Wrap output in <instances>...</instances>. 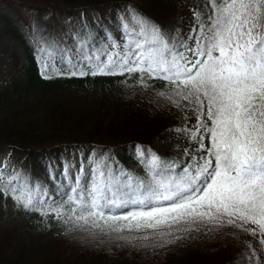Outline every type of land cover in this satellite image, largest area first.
Wrapping results in <instances>:
<instances>
[{"label":"trees","instance_id":"16d2710c","mask_svg":"<svg viewBox=\"0 0 264 264\" xmlns=\"http://www.w3.org/2000/svg\"><path fill=\"white\" fill-rule=\"evenodd\" d=\"M12 1L37 14L61 10L91 13L95 19L76 33L68 29L65 36L61 27L27 28L0 13V152H9L1 169L7 179L16 173L30 187L47 192L45 199L60 201L57 189L65 191L81 168L89 175V162L101 154L115 170L142 180L148 172L137 148L146 150L145 159L151 153L175 164L176 173L201 155L199 144L185 132L196 124L192 106L187 101H181V107L170 103L167 96L172 92L165 81L145 75L141 82L140 74L71 76L60 60V71L49 62L45 79L40 49H64L67 39V48L84 42L87 50L120 40L123 50V25L132 27L133 12L155 25L170 44L191 47L194 40L189 36L198 27L195 14L206 20L209 0ZM116 7L129 10L127 22L116 12L108 13ZM204 144H209L207 137ZM8 196L0 190V264H264L261 237L234 227L200 225L174 232L165 243L151 233L117 234L83 222L77 227L67 216L42 218L41 211L21 206L12 210L1 204ZM146 234L152 238L140 239Z\"/></svg>","mask_w":264,"mask_h":264},{"label":"snow or ice","instance_id":"6c2138e0","mask_svg":"<svg viewBox=\"0 0 264 264\" xmlns=\"http://www.w3.org/2000/svg\"><path fill=\"white\" fill-rule=\"evenodd\" d=\"M209 3L206 20L195 14L198 27L189 36L191 47L170 44L155 25L133 12L132 27L123 25L122 51L115 41L111 51L87 50L81 42L80 62L73 63L59 46L40 49L45 79L49 62L58 58L71 76L140 74L141 82L145 75L165 81L170 103L192 106L196 124L185 132L199 144V157L176 173L175 164L151 153L145 159L146 150L137 148L148 172L142 180L115 170L101 154L89 162V175L81 168L65 191L57 189L60 201L45 199L47 192L30 187L16 173L8 179L0 174V190L26 210L67 216L77 227L151 233L167 243L165 237L176 231L230 226L260 236L264 245V0Z\"/></svg>","mask_w":264,"mask_h":264},{"label":"rangeland","instance_id":"374dc122","mask_svg":"<svg viewBox=\"0 0 264 264\" xmlns=\"http://www.w3.org/2000/svg\"><path fill=\"white\" fill-rule=\"evenodd\" d=\"M6 12L8 14H10L12 17H14L15 19L18 20H23L25 23L27 22V19H29L30 17L33 20V14L31 11H29V9H27L26 7L23 6H19L16 3H12L10 1H6V0H0V13ZM117 13L119 14V17L121 19V21L127 22V19L130 18V14H129V10H127L126 8H122L120 9L119 7H116L115 9H111L108 11V13ZM103 14H107L104 13ZM40 16V20L43 21V24L49 26L51 25V27L53 28H59V27H63L66 24H72L73 21H78L81 17L83 24H85L88 21H91L92 19H95L92 17V14H86L83 15L80 12L72 14V15H61L58 13V11L56 12H51L49 10H44L43 12H41L39 14ZM131 21V20H129ZM31 25V23L29 24ZM117 35V34H116ZM111 43V42H110ZM115 43L117 45H120V49L122 50V45H121V41L120 40H115ZM110 44L106 45V48L111 51L112 49L109 47ZM189 57H191V53L188 54ZM72 59H75V61H77V58L75 56H70ZM55 63L59 61V59H55L53 60ZM3 75V72L0 71V76ZM5 152V151H4ZM3 157L0 153V170L3 167ZM0 174L3 175V173L0 171ZM1 204L5 207L7 206L8 208L12 209V210H16L20 207V205H18L16 203V201L12 198V195L9 194L8 199L2 200ZM45 217V215H42V218Z\"/></svg>","mask_w":264,"mask_h":264}]
</instances>
